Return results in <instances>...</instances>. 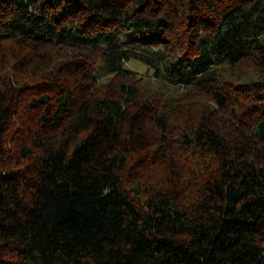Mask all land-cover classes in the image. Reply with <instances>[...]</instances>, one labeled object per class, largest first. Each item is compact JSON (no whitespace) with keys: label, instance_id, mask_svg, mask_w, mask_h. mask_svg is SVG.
I'll use <instances>...</instances> for the list:
<instances>
[{"label":"trees","instance_id":"1","mask_svg":"<svg viewBox=\"0 0 264 264\" xmlns=\"http://www.w3.org/2000/svg\"><path fill=\"white\" fill-rule=\"evenodd\" d=\"M0 264H264V0H0Z\"/></svg>","mask_w":264,"mask_h":264},{"label":"rangeland","instance_id":"2","mask_svg":"<svg viewBox=\"0 0 264 264\" xmlns=\"http://www.w3.org/2000/svg\"><path fill=\"white\" fill-rule=\"evenodd\" d=\"M126 66L129 68H132L142 76H147L148 78L153 79L154 78V70L151 69L147 64L144 62L137 60V59H130L127 63Z\"/></svg>","mask_w":264,"mask_h":264}]
</instances>
